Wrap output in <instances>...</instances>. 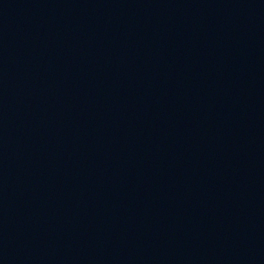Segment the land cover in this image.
I'll use <instances>...</instances> for the list:
<instances>
[{"label": "water", "instance_id": "obj_1", "mask_svg": "<svg viewBox=\"0 0 264 264\" xmlns=\"http://www.w3.org/2000/svg\"><path fill=\"white\" fill-rule=\"evenodd\" d=\"M0 264H264V0H0Z\"/></svg>", "mask_w": 264, "mask_h": 264}]
</instances>
